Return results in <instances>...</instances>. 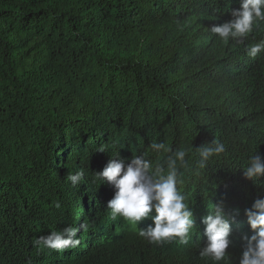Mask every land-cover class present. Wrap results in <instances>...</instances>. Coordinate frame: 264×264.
<instances>
[{
    "label": "trees",
    "instance_id": "16d2710c",
    "mask_svg": "<svg viewBox=\"0 0 264 264\" xmlns=\"http://www.w3.org/2000/svg\"><path fill=\"white\" fill-rule=\"evenodd\" d=\"M240 5L0 0V264H216L199 253L202 220L220 201L227 215L239 211L220 264H239L254 234L244 211L264 198V178L243 174L264 157V51L246 52L264 42V21L243 40L210 30ZM216 140L226 153L200 168L195 150ZM153 142L188 151L178 186L196 225L187 244L140 237L155 211L137 227L113 218L115 189L94 182L117 153L163 161ZM81 171L73 186L66 177ZM69 225L81 229L79 246L34 244Z\"/></svg>",
    "mask_w": 264,
    "mask_h": 264
},
{
    "label": "clouds",
    "instance_id": "9594fccd",
    "mask_svg": "<svg viewBox=\"0 0 264 264\" xmlns=\"http://www.w3.org/2000/svg\"><path fill=\"white\" fill-rule=\"evenodd\" d=\"M232 17L228 22L213 26L210 31L223 41L237 38L243 40L252 32L254 26L264 21V0H241L240 8L232 11ZM262 51L264 42L246 48L247 55L253 58ZM150 148L156 154H167L166 158L157 161L154 166L153 161L143 154L132 155L130 160H126L117 153L102 171L92 173L94 182L108 184L115 189L113 198L107 204L113 218H122L137 227L139 222L149 218L153 210L155 211L156 215L151 217L154 226L149 225L146 229L138 230L140 237L153 244L175 239L181 244H187L196 225L191 208L178 186L183 183L182 169L188 167V151H173L163 142H153ZM99 151L104 152L103 147ZM195 151L198 153L199 167L204 168L206 162L226 153L227 149L224 143L216 140L212 145H205ZM243 174L254 183L264 178V157L259 154L250 157L247 166L243 168ZM84 175L83 171L70 173L66 179L73 186H77L83 182ZM208 212L202 220L207 243L200 248L199 254L220 264L228 258L226 250L232 243L231 225L235 223L239 211L233 216L227 215L225 205L220 201L211 203ZM244 215L254 234L243 237L239 264H264V198L255 200L251 209H245ZM80 230L69 225L36 238L34 244L62 252L79 246Z\"/></svg>",
    "mask_w": 264,
    "mask_h": 264
}]
</instances>
